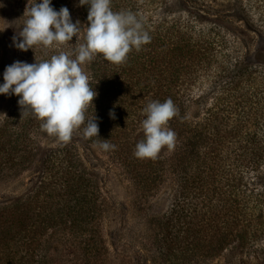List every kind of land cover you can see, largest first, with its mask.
Wrapping results in <instances>:
<instances>
[{
    "label": "trees",
    "instance_id": "obj_1",
    "mask_svg": "<svg viewBox=\"0 0 264 264\" xmlns=\"http://www.w3.org/2000/svg\"><path fill=\"white\" fill-rule=\"evenodd\" d=\"M32 2L15 0L21 30ZM214 3L111 0L114 12L137 15L151 41L130 52L122 65L98 55L82 66L98 93L85 115L95 114L99 133L85 139L82 125L73 135L97 148L102 140L116 146L99 149L133 184L136 200L129 213L140 210L141 198L168 182L173 185L165 211L142 216L143 230L128 225L126 236L114 231L113 252L103 232L106 198L76 143L44 147L52 136L34 118L21 119L19 97L12 95L0 115V184L18 179L38 159L40 167L25 192L0 202V264H214L227 251L251 249L264 233V226L257 225L262 210L254 202L264 196V186L261 192H255L256 184L246 187L244 173L264 170V140L251 131L262 115L255 117L259 109L246 110L248 100L233 89L239 82L230 69L237 66L226 62L222 38L233 25ZM51 6L57 11L67 7L72 22L79 20L82 28L88 23V6L79 0H51ZM210 19L213 29L206 26ZM75 42L73 37L61 50H71ZM54 54L55 49L45 54L34 46L19 50V61L31 64L35 57ZM222 81L234 87L227 88L223 105L209 111L206 87L223 88ZM169 98L178 109L168 123L176 134L174 148H163L154 160L137 159L135 145L144 138L142 109L149 101Z\"/></svg>",
    "mask_w": 264,
    "mask_h": 264
},
{
    "label": "clouds",
    "instance_id": "obj_2",
    "mask_svg": "<svg viewBox=\"0 0 264 264\" xmlns=\"http://www.w3.org/2000/svg\"><path fill=\"white\" fill-rule=\"evenodd\" d=\"M79 5L88 6V23L83 28L79 20L72 22L67 7L57 11L51 0L28 3L22 30L12 38L14 46L25 52L38 46L45 54L55 49L57 54L42 60L35 57L31 64L12 63L5 68L4 83L0 84V94L19 97L21 119L34 118L40 122L41 131L63 143L69 142L82 125L85 139L98 138L95 114L91 118L85 115L88 107L94 106L98 93L82 66L98 55L112 65H122L130 52H139L151 41L137 15L131 11L114 12L111 0H79ZM73 37L74 47L61 50ZM142 114L146 117L141 122L144 138L135 145L133 155L140 160H154L163 148L171 150L175 146L176 134L168 123L178 115V109L169 98L164 102L149 101ZM109 115L115 119L113 112ZM98 147L108 151L116 146L102 140Z\"/></svg>",
    "mask_w": 264,
    "mask_h": 264
},
{
    "label": "rangeland",
    "instance_id": "obj_3",
    "mask_svg": "<svg viewBox=\"0 0 264 264\" xmlns=\"http://www.w3.org/2000/svg\"><path fill=\"white\" fill-rule=\"evenodd\" d=\"M176 5L179 7L177 3ZM213 5L233 25L231 30H223L222 38L226 42V52H224L225 55H228L226 62L234 63L237 66L236 69H230V73L236 77L239 83L234 87L233 85L228 86L222 81L223 88L208 85L205 105L209 111L217 103L223 105L226 101L227 88L233 86L237 94L240 92V97L248 100L249 104L246 110L249 108L261 110L255 117L260 114L262 116L251 131L258 132L260 138L264 140V0H215ZM17 13L18 8L15 0H0V84L4 83L5 68L19 61V50L14 46L12 40L13 36L21 30ZM211 20L207 21L208 29H213L216 25ZM221 25L227 26L223 23ZM11 97L12 95L0 94V115L4 112ZM197 109L198 106L194 107V113ZM70 140L76 143L86 165L96 175L106 198L103 232L107 244L113 252L112 236L114 231L123 230L122 234L126 236L129 234L126 231L128 225H130L129 229L138 233L143 230V217L158 216L165 211L173 193V185L168 182L152 196L141 198L140 210L135 209V213H129L134 209H132V203L134 205L136 196L133 184L121 168L116 163H112L109 157L96 146L87 144L74 135ZM58 142L52 136L44 141V147L55 145ZM39 167L38 159L33 167L18 179L0 184V202L10 200L25 192L32 184ZM244 183L246 187L256 184L255 192H261V184L264 186V170L261 172L247 171L244 173ZM254 202L262 210L257 225L264 226V196L261 200ZM144 255L146 256V254ZM65 262L67 260H64L63 264H67ZM140 264L149 263L141 262ZM214 264H264V233L255 239L251 249L227 251Z\"/></svg>",
    "mask_w": 264,
    "mask_h": 264
}]
</instances>
